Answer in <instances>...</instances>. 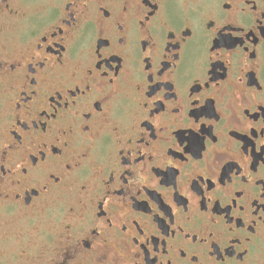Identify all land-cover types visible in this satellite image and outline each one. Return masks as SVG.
Instances as JSON below:
<instances>
[{"label":"flooded vegetation","instance_id":"1","mask_svg":"<svg viewBox=\"0 0 264 264\" xmlns=\"http://www.w3.org/2000/svg\"><path fill=\"white\" fill-rule=\"evenodd\" d=\"M0 264H264V0H0Z\"/></svg>","mask_w":264,"mask_h":264}]
</instances>
